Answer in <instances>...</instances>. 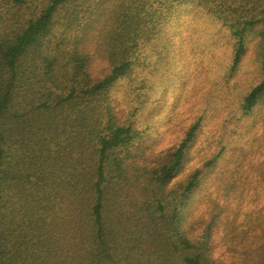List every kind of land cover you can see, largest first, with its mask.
Listing matches in <instances>:
<instances>
[{"label":"trees","instance_id":"1","mask_svg":"<svg viewBox=\"0 0 264 264\" xmlns=\"http://www.w3.org/2000/svg\"><path fill=\"white\" fill-rule=\"evenodd\" d=\"M201 20L225 88L252 52L236 119L264 118V0H0V264H264L255 139L187 169L200 117L152 139L148 59Z\"/></svg>","mask_w":264,"mask_h":264},{"label":"rangeland","instance_id":"2","mask_svg":"<svg viewBox=\"0 0 264 264\" xmlns=\"http://www.w3.org/2000/svg\"><path fill=\"white\" fill-rule=\"evenodd\" d=\"M202 21L194 24L192 22L199 27H189L183 30L180 36L175 37L174 52L168 53L166 59L162 60L161 56L154 55L148 59L149 64L144 72H148V79L152 84H148L150 89H146L150 99L145 106L148 113L154 110L149 119L154 145L157 149L170 146L179 139L187 125L200 117L202 128L192 153L194 158L187 163L185 169L196 162L200 155L219 149L214 141L212 144H206L205 140L211 139L210 135H213L215 140L223 135L227 142H230L222 152V156L226 157L234 152L228 149L229 145L243 144L246 149L249 147L245 145L246 142L254 138L255 142L249 147L253 152L246 160L252 156L255 160L261 159L264 157V118L256 112L258 116L255 114L245 120L236 119L239 116V95L258 78L251 61L252 52L248 51L238 73L230 79L225 88L222 73L230 54L228 40L223 30L219 32L216 26L212 39H218L215 41L217 44L208 45L209 49L215 47L214 57L211 59L205 53L209 50L205 49L203 33L212 29L208 28L210 26H204ZM167 44L166 41L160 42L159 49L164 50L162 48ZM181 45L185 48L183 54L179 50ZM136 82L135 79L132 83L136 86ZM235 123L238 124L236 128L233 127ZM257 138H260L261 143ZM243 163L244 169H247V162Z\"/></svg>","mask_w":264,"mask_h":264}]
</instances>
